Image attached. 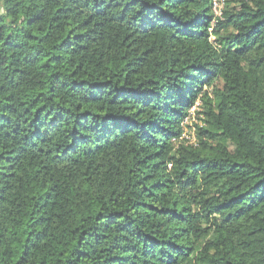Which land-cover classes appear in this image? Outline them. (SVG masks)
I'll list each match as a JSON object with an SVG mask.
<instances>
[{
  "label": "trees",
  "instance_id": "16d2710c",
  "mask_svg": "<svg viewBox=\"0 0 264 264\" xmlns=\"http://www.w3.org/2000/svg\"><path fill=\"white\" fill-rule=\"evenodd\" d=\"M0 264H264V0H0Z\"/></svg>",
  "mask_w": 264,
  "mask_h": 264
},
{
  "label": "built area",
  "instance_id": "2783aa9c",
  "mask_svg": "<svg viewBox=\"0 0 264 264\" xmlns=\"http://www.w3.org/2000/svg\"><path fill=\"white\" fill-rule=\"evenodd\" d=\"M221 4H222V8H221ZM213 9H214L215 15L217 17H219V18H222L224 8H223V2H221V0H213ZM196 110H197L196 108L192 109L191 110L192 112L190 114V117L185 120V122L192 121L191 124H188L189 126H192V124L195 122V116L196 115L193 114V113ZM183 125L185 126L184 123H183ZM194 132H195V129L194 128L190 129L189 131H186L185 130V133H184L182 139L189 140L190 141V144H194L195 143V135H194Z\"/></svg>",
  "mask_w": 264,
  "mask_h": 264
},
{
  "label": "rangeland",
  "instance_id": "374dc122",
  "mask_svg": "<svg viewBox=\"0 0 264 264\" xmlns=\"http://www.w3.org/2000/svg\"><path fill=\"white\" fill-rule=\"evenodd\" d=\"M221 2H223V8H225V4H227L228 2H229V0H221ZM221 8H222V4H221ZM197 111H199L198 109L193 113V114H195L196 115V112ZM192 112V111H191ZM197 116H195V122L194 123H199V120H197ZM189 121H187V122H185L184 121V124H185V126H189L188 124H191V122L192 121H190L189 123H188ZM186 131H189V129H186Z\"/></svg>",
  "mask_w": 264,
  "mask_h": 264
}]
</instances>
